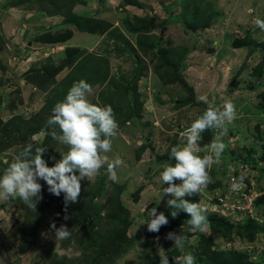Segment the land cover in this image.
Masks as SVG:
<instances>
[{
  "label": "rangeland",
  "instance_id": "1",
  "mask_svg": "<svg viewBox=\"0 0 264 264\" xmlns=\"http://www.w3.org/2000/svg\"><path fill=\"white\" fill-rule=\"evenodd\" d=\"M43 1L0 0V125L18 116L28 119L45 110L52 114L55 104L67 95L64 93L70 77L86 82L98 79L87 98L99 106L110 105L119 124L111 151L102 155L109 163L117 158L123 163L116 168L115 181L109 178L105 164L97 175L81 184L93 185L104 174L105 183L112 189L122 187L121 203L129 213V237L135 238V244L115 264H142L153 250L159 256L161 249L164 255L168 249H176L173 241L166 239L170 232L185 238L177 257L191 252L195 264H206L204 257H198L197 246L201 235L211 234L209 227L193 232L188 226H176L149 237L148 212L156 208L158 214H165L168 208L171 197H162L164 182L160 178L162 165L167 161L161 160L170 157L172 147L186 144L181 132L202 115L208 104L222 108L229 101L235 105L236 118L226 121L223 128L206 130L205 140L198 142L199 149L204 150L197 154L211 155L207 146L221 136L227 147L208 172L211 175L225 170L230 177L240 165L228 164L229 156H246L256 149L258 167L243 169L241 176L247 191L264 196V171L260 170L264 161L259 159L264 147V76L252 75L264 60V30L255 24L256 18L264 19V0H185L184 6L179 0H71L72 7ZM180 14L190 19L189 28L173 19ZM207 16L212 24L204 27ZM89 18L97 21L91 32L65 26L68 20ZM48 31L57 33V37L67 32L73 35L67 41L57 38L54 44H40L36 38ZM248 33L258 46L251 56L249 46L235 45L245 40ZM70 54H78L79 58L68 66ZM49 69L52 73L57 70L53 75L55 83L43 88L35 84L37 76L45 77ZM116 85L122 86L120 91ZM132 87L141 94L139 109L133 99L127 98L128 105L123 96L125 88ZM113 92L117 98L112 103L109 98ZM11 104L13 109L9 108ZM133 109L138 114L132 113ZM45 114L48 119L50 115ZM44 138L45 133L39 132L31 142L41 145ZM23 149L19 144L0 148V175ZM63 152L61 147L56 153ZM222 181L223 185L229 183L225 184V177ZM41 185L43 196L47 184L43 181ZM206 188L201 189L194 203L199 202L206 213L215 214L211 207L214 196ZM137 191L140 194L136 201ZM18 198L5 196L0 190V264H50L52 255L71 259L79 254L76 248L63 249V239L55 237L51 228L52 223L59 227L55 210L42 216L38 242L21 251V243L27 241L37 217H30V224L25 226V217L16 211ZM263 211L264 204L255 210L262 230L253 241L235 232L230 238L215 236L212 251L239 252L256 264H264V218L260 217ZM239 221L245 227L250 219L239 217ZM169 264H175V259Z\"/></svg>",
  "mask_w": 264,
  "mask_h": 264
},
{
  "label": "clouds",
  "instance_id": "2",
  "mask_svg": "<svg viewBox=\"0 0 264 264\" xmlns=\"http://www.w3.org/2000/svg\"><path fill=\"white\" fill-rule=\"evenodd\" d=\"M255 24L264 30V19L256 18ZM91 93L92 86L85 80L74 82L65 99L55 104L47 121L48 125L59 127L60 133L53 132L52 137L67 145V152L55 161L54 166L49 167L43 159L46 152L44 148L35 147L33 150L31 144L26 145L3 175H0V190L3 195H18L24 204L36 210L42 199V185L39 180L47 184L51 194L59 197L63 193L65 203L68 204L77 202L81 193V181L97 175L105 164L109 178L113 181L117 179L116 168L122 165L123 161L117 158L109 163L107 157L102 154L111 151L112 140L118 134L119 124L110 105L99 106L88 100L87 97ZM235 118L236 109L232 102L224 103L222 108L208 104L202 115L181 132V136L186 138V144L171 148L170 159L174 163L166 162L162 165L160 178L168 186L162 189L161 195L171 197L167 200V205L177 210L171 212L173 218L180 211L189 215L188 224L193 232L206 230L210 221L205 214L206 208L186 197L198 194L211 183L208 168L220 158L227 147L222 137L216 136L207 146L212 154L201 156L197 152L204 149H199L198 141L204 131L223 128L226 121L232 122ZM243 180V176L234 178L233 189L238 188ZM176 181L180 183L177 184ZM168 223L164 213L158 214L156 208L148 212L146 224L149 232H159L160 228ZM232 225L239 227L242 223ZM51 228L57 239H66L70 235L64 224L57 228L55 223H52ZM166 239L172 240L176 248L184 247L183 234L170 232ZM164 252L163 249L159 251L160 264H169V257L164 255ZM175 264H195V257L188 252L175 258Z\"/></svg>",
  "mask_w": 264,
  "mask_h": 264
},
{
  "label": "trees",
  "instance_id": "3",
  "mask_svg": "<svg viewBox=\"0 0 264 264\" xmlns=\"http://www.w3.org/2000/svg\"><path fill=\"white\" fill-rule=\"evenodd\" d=\"M43 2H46L47 4H51L53 6H55V4L57 3H67L69 7H72L73 4L71 0H44ZM178 3L181 6L186 5L185 0H179ZM56 8L58 7L56 6ZM207 18L208 19L204 21V27H208L212 24L211 17L207 16ZM173 19H179V23H181L185 29L189 28L187 26H189L190 19L186 18L184 15H176L173 17ZM96 22L97 21L93 18L74 19L68 20L65 26L74 25L81 31L91 32L93 30L92 28L94 26V23ZM196 25L202 26L199 23H196ZM64 34L65 33H61L57 37V33L48 31L43 35H38L36 40L40 44H54L57 42V38L61 42H63L69 40L73 35L71 32H67L65 35ZM250 38L251 34L248 33L245 40L235 42V45L237 47L249 46V55L251 56L255 53V51H257L258 46L253 41H251ZM71 54L69 56L70 61L68 60L67 62L68 66L73 63L71 62V60L73 61L74 59L75 61L77 58H79L78 54ZM167 66L168 65H166L165 67ZM167 68L171 69L169 67ZM244 68L245 65H243L242 69ZM240 71L242 70L240 69ZM46 72L47 74L45 77L37 76L38 80H36L35 82V84H39V86L42 88L44 87V85L49 86L50 83H55V76L53 75L57 72V70L52 73V70L49 69ZM37 73L39 74L40 72ZM168 74H170V72H168ZM252 75L253 77L264 76V60L260 64L259 68H256L252 71ZM74 82L77 81L75 79H72L71 77L66 81L67 91H65L64 95L68 93ZM87 82L92 86L93 83L98 82V79L94 78V80ZM116 88L118 91H120L122 86L116 85ZM125 89L126 90L123 96L125 97V100H127L126 102H128V105H130L128 99H133L136 105L135 108L138 107L139 109L140 104L138 100L141 94L137 93L135 87ZM116 94V92H113L112 99L109 98V102L113 103L114 98H117ZM192 97H194V94L192 95ZM192 100L194 99L192 98ZM181 102L182 104L187 103V101ZM9 108L13 109V105L11 104ZM114 108L115 111H118L116 107ZM261 111L264 112V106L262 107ZM43 112L44 114L47 112V115H52L47 110ZM43 112H40V114L37 113L28 119L23 116H18L14 120H11L6 124H1L0 148L2 149L14 144H19L22 147H25L26 145H28V143L32 144L33 150L35 149V147H42L46 150L43 155V159L47 162V165L49 167L54 166L55 161L61 158V154L57 155V150L63 147V155L65 152H67L68 146L53 139L52 133L55 132L59 134L60 129L56 125H48L47 121L49 118L47 119L46 114L44 115ZM134 112L135 114H138L136 109H133L132 113ZM39 132L45 133V138L41 145L31 142L32 136ZM205 132L206 131L201 134L202 138L200 140H205ZM256 153L257 150L253 148L246 156L242 153L229 156L227 162H229L228 164L232 165L236 163V165L250 166L255 168L258 167L257 164L259 161L255 158ZM259 159L264 161V147L263 154L261 157H259ZM164 161L174 163V161L171 160L170 157H164L161 160V163H164ZM235 170V175L237 176V178L241 177V175H239L238 168H236ZM260 170L264 171V168ZM102 175L103 176H101V179L96 181L93 185L88 186L81 184V193L76 203L69 202L68 204H66L64 200V194L61 193V195L57 197L48 191V186L44 190V195L42 196L40 202L37 204L36 210L29 208L20 198H18V207L16 211L20 216L25 217V226L30 224V217H37V221H35L31 233L27 235V241L21 243L23 245L21 251L24 252V250L29 249L30 246L38 242V232L40 231L41 218L46 212H50L53 210L56 211V224L58 226L64 224L69 227V231L71 230L70 232H72L68 236V238L62 240V248H76L79 251V254L75 257H72L71 259L67 256L58 258L57 255H52L48 259V262L50 264H115L117 260L124 256L128 250L132 249L135 244V238L129 237L128 228L131 222H129L128 220V211L122 206L121 203L122 187L116 186L114 187V189H112L113 186L111 187L109 184L107 185L105 183V175ZM218 175H221V177H218ZM210 177L211 183L207 185L206 190L214 196L215 191L220 189L222 190V195L224 196L227 192V187L229 184L228 171L224 170L222 172H212ZM224 177L227 178V182L225 183H228L227 185H223L224 182L222 181V178ZM38 182L43 184V180H39ZM167 186V184H164L162 188ZM139 194L140 191H137L135 193L134 198L136 201L138 200ZM200 195L201 192L192 197H186V199L190 200L191 202H195ZM102 198H104V201L101 200ZM217 201L218 200L215 198L214 202ZM261 204H264V196L260 197L256 201L257 207H259V205ZM172 211L177 210L171 209L169 207L166 209L164 215L167 217L169 223L165 226H162L159 232L152 233L147 231L149 237H154L158 233L163 232L166 229L174 228L176 226H188L189 229H191V226L188 224V219H190L188 214L180 211L178 215L173 218L171 216ZM205 214L210 221L209 228L211 230V234L200 236L197 250L199 252L198 257L201 260L204 257V261L206 264H256L255 262L250 260L249 256L244 255L243 253H218L212 251L211 246L215 236L230 238L233 232L237 233L240 237L248 238L249 241H253L257 233L262 230L261 224H259V220L256 221L255 219L249 218L250 221L247 226L235 227L234 225H232L229 218L222 217L220 214ZM179 250V248H176L174 250L168 249L165 255L169 257V260H173L180 254ZM142 264H160V257L156 255L155 250H153L152 255H147L146 260Z\"/></svg>",
  "mask_w": 264,
  "mask_h": 264
},
{
  "label": "built area",
  "instance_id": "4",
  "mask_svg": "<svg viewBox=\"0 0 264 264\" xmlns=\"http://www.w3.org/2000/svg\"><path fill=\"white\" fill-rule=\"evenodd\" d=\"M250 166H240L238 168L239 175L243 174V169H247ZM231 173L229 177V187H227V192L223 196L222 190L218 189L215 191L212 206L215 214H223L226 218H229L232 224L237 225L241 223L239 221V217H243L246 219H258L255 210L257 209L256 201L260 198L262 193L251 191L250 189L247 191V185L245 182L236 188L233 189L232 184L234 178L238 179L235 175V170ZM264 194V193H263ZM215 198L218 200L215 201ZM261 218H264V211L261 212ZM237 221V222H236Z\"/></svg>",
  "mask_w": 264,
  "mask_h": 264
}]
</instances>
